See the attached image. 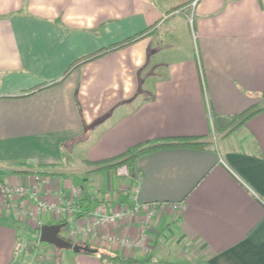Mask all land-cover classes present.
I'll return each instance as SVG.
<instances>
[{"label": "crops", "instance_id": "obj_1", "mask_svg": "<svg viewBox=\"0 0 264 264\" xmlns=\"http://www.w3.org/2000/svg\"><path fill=\"white\" fill-rule=\"evenodd\" d=\"M263 98L264 0H0V166L26 162L0 180L39 174L51 200L49 189L77 187L86 211L119 209L134 195L157 206L148 251L105 238H138L140 216L85 241L69 237L78 216L0 215V264H113L43 246L45 225H61L73 243L150 257L138 264H264V109L232 122ZM177 136L201 144L139 156L134 178L86 168Z\"/></svg>", "mask_w": 264, "mask_h": 264}, {"label": "built area", "instance_id": "obj_2", "mask_svg": "<svg viewBox=\"0 0 264 264\" xmlns=\"http://www.w3.org/2000/svg\"><path fill=\"white\" fill-rule=\"evenodd\" d=\"M117 173L123 177L131 176V171L127 165L119 166ZM44 189V179L39 174H33L31 178L23 180L19 184L0 180V215L15 214L23 220L32 221H38L45 212H54L60 216H78V219L69 229V237L73 240L85 241L91 237H96L98 228L102 226L123 221L133 216H140L142 217L143 232L138 238L118 235L106 236L105 238L107 242L126 249L150 250L148 229L151 228L156 216V205L139 203L136 200V195H134L132 203L128 206L112 211L99 209L86 211V206L78 204L76 199L77 187L73 186L70 194H66L63 189L59 188L49 189L48 193L54 196L53 200L44 197ZM170 207L175 211H181L185 205L184 203H173ZM28 264L35 263L32 260Z\"/></svg>", "mask_w": 264, "mask_h": 264}, {"label": "trees", "instance_id": "obj_3", "mask_svg": "<svg viewBox=\"0 0 264 264\" xmlns=\"http://www.w3.org/2000/svg\"><path fill=\"white\" fill-rule=\"evenodd\" d=\"M184 4L185 2L180 3L179 5H176L175 7H173V10L176 8H179L180 6ZM137 38L138 37L123 41L122 43H119L113 47H109L107 50L100 51L89 57H86L85 59H82L80 62H84L100 54H103L105 52L119 48L123 45L130 43L133 40H136ZM73 67L74 65H72L66 71L64 76H66ZM263 109H264V98L261 104L252 106L248 108L247 110H245L244 112L240 113L239 115L233 116L232 122L236 125L243 124L250 117H252L254 114L258 113L259 111ZM236 125H234L233 127H235ZM200 144H201V141L198 140V137L196 136H177V137H167L163 139H153V140H148V141L133 145L126 151L116 156L107 158V159H102V160H97V161L87 160L86 164L87 165L89 164L92 166L90 173L100 172V171H103L106 169H112V168L117 169L119 166L127 165L131 171V177L134 178L133 165L135 163V160L139 156L147 155L149 153H152L153 151L160 150V149L174 148V147H180V146H199ZM25 164H26L25 161H18L14 163L4 164L0 166V172H7V173L22 172L20 168H22ZM28 244L30 246V242H28ZM99 251L100 250H98V252ZM89 253H94V252H89ZM96 253L97 252H95V254ZM101 257L113 264H138V263L150 260V257L147 259L140 260L139 258H136V257H126V256H122L119 254H111V253L103 252V251L101 252Z\"/></svg>", "mask_w": 264, "mask_h": 264}, {"label": "water", "instance_id": "obj_4", "mask_svg": "<svg viewBox=\"0 0 264 264\" xmlns=\"http://www.w3.org/2000/svg\"><path fill=\"white\" fill-rule=\"evenodd\" d=\"M61 225H45L42 227L40 240L43 242H48L54 244L61 249H73L76 252H98V249L92 248L88 245H83L79 243H73L60 236Z\"/></svg>", "mask_w": 264, "mask_h": 264}, {"label": "rangeland", "instance_id": "obj_5", "mask_svg": "<svg viewBox=\"0 0 264 264\" xmlns=\"http://www.w3.org/2000/svg\"><path fill=\"white\" fill-rule=\"evenodd\" d=\"M181 9V8H180ZM78 158H79V152H74L73 153V159L75 160V162H76V166L77 165H80L79 163H78ZM86 168L88 169V171L90 172V170L92 169V166L91 165H87L86 164ZM46 222H47V220H46ZM51 222H53V221H51ZM62 233L63 234H65L66 233V227H63V229H62ZM39 236H40V233H36V237H35V240H36V238H38L39 239ZM40 242V244H42L43 246H46V245H49L48 243H45V242H42L41 243V241H39ZM190 244V249H192V247L194 248L195 246V244L194 243H189ZM51 247H53V249H55V250H57V251H63V249H61V248H58V247H56V246H54V245H51ZM102 250V249H101ZM101 252L102 251H99V252H97V253H99V254H101Z\"/></svg>", "mask_w": 264, "mask_h": 264}]
</instances>
